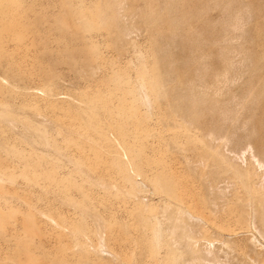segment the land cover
Here are the masks:
<instances>
[{
  "label": "rangeland",
  "instance_id": "1",
  "mask_svg": "<svg viewBox=\"0 0 264 264\" xmlns=\"http://www.w3.org/2000/svg\"><path fill=\"white\" fill-rule=\"evenodd\" d=\"M82 1L59 13L0 0V264H210L207 250L221 264H264V240L239 203L240 187L259 182L264 166H256L250 145L214 139L198 120L174 125L177 116H163L164 97L153 94L160 71L175 77L187 68L190 43L182 36L205 29L196 21L207 11L195 9L203 0H176L169 11L120 0L118 18L112 0ZM253 7L243 16L244 34L200 43L210 53L209 74L227 68L207 98L239 108L237 134L246 133L252 108L236 101L264 64V15ZM116 19L133 24L128 36ZM42 90L57 98L45 101ZM240 146L249 150L234 156ZM226 207L245 214V231L227 234L237 222ZM251 236L245 249L258 251L260 263L242 258L232 241Z\"/></svg>",
  "mask_w": 264,
  "mask_h": 264
},
{
  "label": "bare ground",
  "instance_id": "2",
  "mask_svg": "<svg viewBox=\"0 0 264 264\" xmlns=\"http://www.w3.org/2000/svg\"><path fill=\"white\" fill-rule=\"evenodd\" d=\"M88 1V0H84ZM101 1V0H100ZM260 1V2H259ZM11 2V1H10ZM176 0H147L145 2H140L143 4L145 7H150L152 9L156 10H167L169 11L172 9L173 6H177L178 3H176ZM200 4V2H198ZM197 3V4H198ZM15 4L17 7L21 8L22 10H39L42 12V10H52L57 11V12H69L70 10H75L80 7H84L85 3L82 0H15ZM122 2L120 0H112L109 3V6L114 8L115 13H116V18L117 13L120 12L119 9L121 8ZM177 4V5H176ZM198 4V6H199ZM12 3H4V7L10 9ZM188 5V4H186ZM185 5V6H186ZM193 5V4H192ZM201 6L196 9V12L204 11L206 10L207 12L203 15V17L200 20H197L196 22L201 24L205 29L202 31L200 30L199 32L194 33V31L189 30V36L185 33V36H182L185 41L190 43L188 45V52L189 53V62L187 65V68L184 70V72H180L178 75L175 74V77L178 80V83H174V74L172 73V70H164L160 71L155 77H156V87L154 90V95L164 97V106H163V116L169 117L171 114H175L177 116V119L174 120V125L178 124L179 121L183 123H189L193 124L195 120L197 121V127L205 134L211 135L214 137V139H220L223 142L231 143L233 146L235 145H241L243 146L247 144L250 145L251 149L253 150L251 157L253 158L254 163L256 166L260 167L264 166V64L262 67L257 68L255 71V79L252 81L249 85L248 88L243 90V92L239 95L240 102L236 101L238 103L237 105H240L239 107H243L246 104L250 102L252 111L250 112L249 115L246 116V119L249 122V126L247 127L246 133L244 134H237L235 132L236 130L233 127V123L238 121L237 117V109L239 108H234V107H228L225 103L216 105L215 100H211L210 98H207V94L211 90H216L217 86L222 82L226 81V75H227V68L222 67L219 68L218 71H215L214 73L209 74L207 72L208 70V64L209 62L207 61V57H209L210 53L205 50V47L202 48L203 46L200 45L201 41L209 42V43H219V41H224L228 39L231 36V32L234 30L237 31L239 30L241 32L242 28V20L244 14H247L249 10L247 9L248 7H253L256 8L257 12H263L264 15V0H250V1H245V0H203L201 1ZM139 6V4L137 5ZM142 6V5H141ZM190 6V3H189ZM197 6V5H196ZM184 7V6H183ZM188 7V6H187ZM191 7V6H190ZM99 8V7H98ZM144 8V7H143ZM176 8V7H174ZM189 8V7H188ZM96 9V8H95ZM137 9V8H136ZM140 9V8H139ZM192 9V8H191ZM79 10V9H78ZM121 10V9H120ZM188 10V9H187ZM209 10H211L209 12ZM17 11V10H16ZM103 11V10H101ZM138 11V10H137ZM191 11V10H188ZM194 11V9H192ZM251 11V10H250ZM254 14H255V10ZM46 12V11H45ZM165 12V11H164ZM197 12V13H198ZM56 13V12H55ZM103 13V12H102ZM193 13V12H192ZM195 13V11H194ZM253 14V13H251ZM250 14V15H251ZM102 15V14H101ZM262 15V16H263ZM32 16V15H31ZM130 16V15H129ZM135 16V15H134ZM122 17V16H121ZM120 17V18H121ZM124 17V16H123ZM122 17V18H123ZM18 18V17H17ZM16 18V19H17ZM175 18V17H174ZM198 18V17H197ZM246 18V16H245ZM249 18V16H248ZM262 18V17H261ZM71 19V18H70ZM252 19V18H251ZM264 19V18H262ZM117 20V29L120 31V34L123 36H128L130 31H131V26L124 19H122L124 22H120V19ZM132 20V18H131ZM170 20H174L173 17L170 18ZM181 20V19H180ZM250 20V19H246ZM10 21V20H9ZM99 22V21H98ZM183 22V21H182ZM13 23V22H12ZM196 23V24H197ZM9 24V23H8ZM246 24V23H245ZM83 25V24H82ZM247 26V25H246ZM245 26V27H246ZM78 27V26H77ZM264 27V26H263ZM17 28V27H16ZM136 28V27H135ZM134 29V27H133ZM138 30V29H137ZM243 30V29H242ZM245 30V29H244ZM262 31V29H260ZM238 31V32H239ZM252 31V30H251ZM105 32V31H104ZM239 32V33H240ZM256 32V31H255ZM264 32V30L262 31ZM9 33V32H8ZM193 37H190L191 35H194ZM241 32L240 34H244ZM234 34V33H233ZM238 35V37H241V35ZM250 34V33H249ZM32 35V34H31ZM120 35V36H121ZM187 35V36H186ZM235 35V34H234ZM10 36V35H9ZM109 37V36H107ZM246 37V36H245ZM248 37V36H247ZM262 39L264 41V33H262ZM258 38V37H257ZM106 39V38H105ZM179 39V38H178ZM3 40H5L3 38ZM174 40V39H173ZM232 40V39H231ZM235 41L238 39H234ZM252 40V39H251ZM31 41V40H29ZM169 41V40H168ZM167 41V42H168ZM175 41V40H174ZM178 41V40H177ZM204 41L202 42L204 44ZM165 42V41H164ZM172 42V41H171ZM180 42V41H179ZM226 42V41H225ZM237 42V41H236ZM6 43V42H5ZM201 43V44H202ZM227 43V42H226ZM248 43V42H247ZM28 44V43H27ZM73 44V43H72ZM166 44V43H165ZM170 44V43H169ZM168 44V46H169ZM177 44V43H175ZM22 45V44H21ZM167 45V44H166ZM171 45V44H170ZM182 45V44H181ZM235 45V44H234ZM178 46V45H177ZM176 46V47H177ZM263 46V45H262ZM69 47V46H68ZM164 47V46H163ZM166 47V46H165ZM217 47V46H216ZM245 47V46H244ZM86 48V47H85ZM167 48V47H166ZM169 48V47H168ZM180 48V46H179ZM219 48V47H218ZM243 48V47H242ZM247 48V47H246ZM258 48V47H257ZM256 48V49H257ZM23 49V48H22ZM249 49V48H248ZM252 49V48H251ZM170 50V49H169ZM167 51V50H166ZM186 51V50H185ZM247 51V50H246ZM260 51V50H259ZM182 52V50H181ZM245 53V52H244ZM184 54V53H183ZM231 54V53H230ZM228 55V54H227ZM232 55V54H231ZM224 56V55H223ZM98 57V56H97ZM212 57V56H211ZM226 57V56H224ZM238 57V56H237ZM100 58V57H99ZM102 58V57H101ZM107 58V57H106ZM109 58V57H108ZM112 58V57H111ZM164 58V57H163ZM173 59L174 56L172 57ZM222 58V57H221ZM239 58V57H238ZM241 58V57H240ZM245 58V55H244ZM242 58V59H244ZM218 60L217 58H215ZM241 59V60H242ZM92 60V59H91ZM100 60V59H99ZM164 60V59H163ZM167 60V59H166ZM165 60V61H166ZM186 60V59H185ZM188 60V59H187ZM224 60V59H223ZM246 60V58H245ZM263 60V59H262ZM169 61V60H167ZM250 62V60H248ZM220 62V61H219ZM242 62H244L242 60ZM12 63V62H11ZM119 63V62H118ZM168 62H166L167 64ZM171 63V62H170ZM231 63V62H230ZM236 63V62H235ZM238 63V61H237ZM246 63V61H245ZM90 64V63H89ZM98 64V63H97ZM164 64V66L166 65ZM211 64V63H210ZM214 64V63H213ZM218 64V63H217ZM216 64V65H217ZM240 64V63H239ZM244 64V63H243ZM248 64V63H247ZM175 65V64H174ZM235 65V64H234ZM186 66V64H185ZM233 66V65H232ZM6 67V66H5ZM167 67V66H166ZM214 67V66H213ZM246 67V66H245ZM120 68V67H119ZM233 68V67H231ZM241 68V67H240ZM248 68V67H247ZM251 68V67H250ZM76 67H73L72 70H76ZM177 69V68H176ZM213 69V68H212ZM159 70V69H158ZM178 70V69H177ZM175 70V71H177ZM232 70V69H231ZM93 71V70H92ZM179 71V70H178ZM95 72V71H94ZM105 72V71H104ZM110 72V71H109ZM211 72V70H210ZM238 73L239 71L236 70ZM242 72V71H240ZM229 73V72H228ZM233 73V71H232ZM231 73V75H232ZM235 73V74H237ZM252 73V72H251ZM43 74V73H42ZM248 74V73H247ZM46 76V75H45ZM239 76V75H238ZM252 76V75H251ZM250 76V78H251ZM93 77V76H92ZM104 77V76H103ZM245 77V75H244ZM16 78V77H15ZM139 78V77H138ZM110 79V78H109ZM144 79V78H143ZM228 79V78H227ZM234 79V78H233ZM239 79V78H238ZM237 80V79H236ZM177 81V80H175ZM230 81V80H228ZM232 81V80H231ZM234 81V80H233ZM247 81V80H246ZM43 82V81H42ZM45 82V81H44ZM50 82V81H49ZM243 82V81H242ZM61 83V82H60ZM246 83V82H245ZM249 83V82H248ZM236 84V83H235ZM239 85V84H238ZM243 85V84H242ZM48 86V85H46ZM51 86V85H50ZM49 86V87H50ZM224 86V85H223ZM231 86V85H230ZM241 87V86H240ZM243 87V86H242ZM246 87V86H245ZM232 88V87H231ZM230 88V89H231ZM236 88V87H235ZM239 87H237L238 89ZM26 89V88H25ZM24 89V90H25ZM30 91L36 92L37 90H41L37 87H30ZM233 89V88H232ZM231 89V90H232ZM240 89V88H239ZM220 90V89H218ZM229 90V89H228ZM234 90V89H233ZM232 90V91H233ZM43 91V90H42ZM231 91V94H232ZM235 91V90H234ZM233 91V92H234ZM41 92V91H40ZM217 92V91H216ZM224 93V92H223ZM230 93V92H229ZM227 93V94H229ZM236 93V92H235ZM28 95V94H27ZM68 95V94H67ZM235 95V94H234ZM238 95V94H237ZM2 96V94H1ZM7 96V94H6ZM23 96V95H22ZM59 96V95H58ZM236 96V95H235ZM27 97V96H26ZM43 97L45 101L47 102H52L57 98V93L43 91ZM24 98V97H23ZM233 98V96H232ZM231 98V99H232ZM89 99V98H88ZM238 99V97H237ZM234 98L232 99V101ZM79 101V100H78ZM222 101V100H221ZM229 101V100H228ZM35 102V101H33ZM38 102V101H37ZM46 102V103H47ZM77 102V101H76ZM55 103V102H54ZM53 103V104H54ZM73 103V102H72ZM228 103V102H227ZM23 104V103H22ZM21 104V105H22ZM50 104V103H49ZM234 104V103H233ZM18 105V103H17ZM51 105V104H50ZM232 104H230L231 106ZM235 105V104H234ZM232 105V106H234ZM48 106V104H47ZM52 106V105H51ZM54 106V105H53ZM248 106V105H247ZM74 107V106H73ZM79 107V106H78ZM90 107V106H89ZM20 108V107H19ZM245 108V107H244ZM247 108V107H246ZM65 109V108H63ZM243 109V108H241ZM66 110V109H65ZM30 112V111H29ZM37 112V110H36ZM35 112V113H36ZM66 112V111H65ZM248 112V110H247ZM64 113V112H63ZM84 113V112H82ZM48 114V113H47ZM244 114V113H243ZM241 114V115H243ZM34 115V114H33ZM77 115V114H76ZM84 115V114H83ZM245 115V114H244ZM243 115V116H244ZM41 116V115H39ZM38 116V117H39ZM245 117V116H244ZM43 118V116H41ZM86 118V117H85ZM240 118V115H239ZM42 120V119H41ZM241 120V119H239ZM244 121V123H247ZM40 121V120H38ZM44 121V119H43ZM2 122V121H1ZM41 122V121H40ZM49 122V121H48ZM196 122V121H195ZM56 124V123H55ZM195 125V124H194ZM235 125V124H234ZM247 126V125H246ZM10 127V126H9ZM52 127V126H51ZM243 127V124H242ZM239 128V127H238ZM241 128V127H240ZM186 129V128H185ZM243 129V128H242ZM30 130V129H29ZM39 130V129H38ZM190 130V129H189ZM188 130V131H189ZM239 129H237L238 131ZM185 132V131H184ZM187 132V131H186ZM198 132V131H197ZM19 133V132H18ZM202 133V134H203ZM25 134V133H24ZM197 135V134H196ZM57 136V135H56ZM25 137V136H24ZM41 137V136H40ZM47 137V136H46ZM212 137V138H213ZM26 138V137H25ZM96 138V137H95ZM207 139V136L206 138ZM26 140V139H25ZM28 141V140H27ZM31 141V140H30ZM100 141V140H99ZM124 141V140H123ZM206 141V140H205ZM213 141V140H212ZM29 142V141H28ZM122 142V141H121ZM126 142V141H125ZM117 143V142H116ZM183 144V143H182ZM227 145V144H226ZM240 146V147H241ZM211 147V146H210ZM226 147V146H225ZM224 147V148H225ZM239 147V148H240ZM249 147V146H247ZM249 147V149H250ZM16 148V147H15ZM22 148V147H21ZM230 149V147H228ZM242 148V147H241ZM240 148V149H241ZM244 149V148H242ZM241 149V150H242ZM248 148H245L244 150H239L241 152L237 151L234 153V156L240 157V155H243V151L245 153V150ZM248 149V150H249ZM210 150V149H209ZM214 151V149H213ZM231 153L233 149L231 148ZM230 151H228L230 153ZM247 151V150H246ZM128 152V151H127ZM220 152V151H219ZM42 153V152H41ZM240 154V155H239ZM10 155V154H9ZM126 155V154H125ZM210 155V154H209ZM13 156V155H12ZM11 156V157H12ZM18 156V155H17ZM191 156V155H190ZM206 156V155H205ZM245 156V155H244ZM193 157V156H192ZM249 157V156H248ZM250 157V158H251ZM13 158V157H12ZM107 158V156H106ZM189 158V157H188ZM187 158V159H188ZM200 158V157H199ZM112 159V158H111ZM210 159V158H209ZM191 160V158H190ZM249 160V159H248ZM182 161V160H181ZM186 161V160H185ZM200 161V160H199ZM242 161V160H241ZM252 161V160H251ZM7 162V161H6ZM244 162V161H243ZM14 164V163H12ZM17 164V163H15ZM133 164V163H132ZM189 164V163H187ZM202 164V163H201ZM245 164V163H244ZM11 165V164H10ZM19 165V164H17ZM15 166V165H14ZM21 166V165H20ZM46 166V165H45ZM195 166V165H194ZM187 167V166H186ZM249 167V166H248ZM257 167V168H258ZM127 168V167H126ZM190 168V167H189ZM194 168V167H193ZM188 169V168H187ZM263 169V168H262ZM264 170V169H263ZM192 172V171H191ZM42 173V172H41ZM117 173V172H116ZM199 173V172H198ZM263 173V172H260ZM253 174V173H252ZM198 175V174H197ZM251 175V174H250ZM255 175V174H254ZM124 176V175H123ZM251 177V176H250ZM249 177V178H250ZM248 178V179H249ZM121 179V178H120ZM198 179V178H197ZM45 180V179H44ZM244 180V179H243ZM259 182L255 181L243 185L240 187V204L242 209L244 210V213L246 215H249V221L251 219V224H253L254 229L258 233V235L264 240V174H261L258 176ZM4 181V180H3ZM46 181V180H45ZM204 181V180H203ZM42 182V181H41ZM207 182V181H206ZM249 182V181H247ZM8 183V182H6ZM44 183V182H43ZM205 183V182H204ZM212 184V183H211ZM245 184V183H244ZM39 185V184H38ZM240 185V184H239ZM14 186V185H13ZM211 186V185H210ZM213 187V186H212ZM239 187V186H238ZM211 188V187H210ZM218 188V187H217ZM210 190V189H209ZM128 192V191H127ZM236 192V191H235ZM230 196V195H229ZM235 196V195H234ZM235 201H239L237 200ZM13 198V197H12ZM225 198V197H224ZM30 199V198H29ZM208 199V198H207ZM180 200V199H179ZM227 200V199H226ZM215 201V200H214ZM234 201L232 197L229 198V205ZM211 202V201H210ZM221 202V201H220ZM238 203V202H237ZM181 204V202L179 203ZM239 204V205H240ZM204 205V204H203ZM234 205V202H233ZM232 205V206H233ZM237 205V206H239ZM215 206V205H214ZM213 206V207H214ZM236 207V205H235ZM215 208V207H214ZM184 209V208H183ZM227 209V207H226ZM235 209V208H234ZM218 210V209H217ZM238 210V209H237ZM236 211V210H235ZM214 212V211H213ZM216 212V211H215ZM226 212V210H225ZM237 212V211H236ZM40 213V212H39ZM226 218L230 221L237 222L236 227H232L227 229V234L234 236L235 234L239 232L245 231L244 225L242 224L243 221H245V214L244 216L241 213H235L232 211V209L228 210ZM43 215V214H42ZM191 216V215H190ZM51 220V219H50ZM248 220V219H247ZM175 223V222H174ZM232 223V222H231ZM246 224V221L244 222ZM248 223V222H247ZM226 225V224H225ZM227 226V225H226ZM229 226V225H228ZM247 226V225H246ZM221 228V226H220ZM223 229V228H222ZM248 231V230H247ZM247 233V232H246ZM245 233V234H246ZM246 236V235H245ZM252 237H247L245 238V242H236L235 240H232L235 247L239 251L240 255L243 257L249 256L253 261L256 263H260L261 259L259 257V254L256 252L254 255L249 254L245 249V246L247 243H252ZM255 239V238H254ZM253 239V240H254ZM256 240V239H255ZM175 241V240H174ZM254 242V241H253ZM176 243V242H175ZM98 244V243H97ZM102 244V243H101ZM253 244V243H252ZM256 244V243H255ZM99 245V244H98ZM97 245V246H98ZM104 245V244H102ZM210 246V245H209ZM234 247V248H235ZM95 249V248H94ZM227 248H225L226 250ZM252 249V248H250ZM103 250V249H102ZM229 250V249H228ZM235 250V249H234ZM227 251V250H226ZM251 251V250H250ZM229 252V251H228ZM232 252V251H231ZM226 253V252H225ZM224 253V254H225ZM263 254V253H262ZM181 255V254H180ZM231 256V254H230ZM233 256V255H232ZM238 256V254H237ZM219 258V257H218ZM232 258V257H231ZM236 258V257H235ZM238 258V257H237ZM203 259L208 260L210 264H221L218 259H217V254L214 251L207 250L205 255L203 256ZM248 259V258H247ZM183 260V259H182ZM231 260V259H229ZM229 260L226 259V261L230 262ZM234 260V259H233ZM234 262V261H233ZM251 262V261H250ZM232 263V262H231ZM230 263V264H231ZM201 264V263H200ZM236 264V263H235ZM263 264V263H262Z\"/></svg>",
  "mask_w": 264,
  "mask_h": 264
}]
</instances>
